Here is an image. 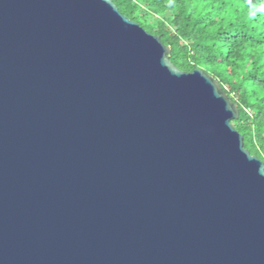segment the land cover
I'll return each mask as SVG.
<instances>
[{"label":"water","instance_id":"water-1","mask_svg":"<svg viewBox=\"0 0 264 264\" xmlns=\"http://www.w3.org/2000/svg\"><path fill=\"white\" fill-rule=\"evenodd\" d=\"M112 0H0V264H264L239 107Z\"/></svg>","mask_w":264,"mask_h":264},{"label":"trees","instance_id":"trees-1","mask_svg":"<svg viewBox=\"0 0 264 264\" xmlns=\"http://www.w3.org/2000/svg\"><path fill=\"white\" fill-rule=\"evenodd\" d=\"M171 48L182 72L203 70L238 105L233 127L264 163V0H112Z\"/></svg>","mask_w":264,"mask_h":264}]
</instances>
